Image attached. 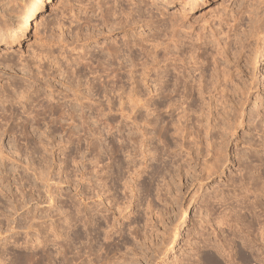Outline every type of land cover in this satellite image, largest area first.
Instances as JSON below:
<instances>
[{
    "label": "rangeland",
    "instance_id": "obj_1",
    "mask_svg": "<svg viewBox=\"0 0 264 264\" xmlns=\"http://www.w3.org/2000/svg\"><path fill=\"white\" fill-rule=\"evenodd\" d=\"M5 1L0 40L38 4ZM47 1L21 43L0 46L9 172L0 264H23L34 251L44 264H228L215 248L230 231L218 211L242 194L233 176L250 183L264 168V0ZM115 44L122 82L97 95L96 73L79 80L69 64ZM199 46L209 61H194ZM134 88L140 98L131 100ZM38 103H61L72 117L29 120ZM258 207L263 218V199ZM245 223L232 229L264 255Z\"/></svg>",
    "mask_w": 264,
    "mask_h": 264
},
{
    "label": "bare ground",
    "instance_id": "obj_2",
    "mask_svg": "<svg viewBox=\"0 0 264 264\" xmlns=\"http://www.w3.org/2000/svg\"><path fill=\"white\" fill-rule=\"evenodd\" d=\"M133 1H135V0H133ZM199 1L200 0H185L182 3L185 4L184 7H187V6L189 7V6L196 5ZM48 2L49 1H47V0H38L37 5H35V2H33L29 7L25 8L24 10L26 13L24 15H22L21 21L18 24L17 28L14 31L6 33L3 36V39L0 40V46L4 47V48L5 47L8 48V47H12V46L17 45L18 43H21L22 40L25 38L28 30H29V27L31 25L30 21H31L32 17L37 15V14L44 12L47 9ZM5 3L8 4V7L9 6L11 7L10 0L5 1ZM165 3L166 4H174V0H172V1L165 0ZM124 21H125V19H124ZM121 23L122 22L120 20V23H117L116 25H122ZM114 46H116V47H114ZM191 49L195 50L193 48H191ZM196 50L193 51V53H195V54H192L193 55L192 58L195 59L194 61L196 63H197V61H199V63L204 62V61H209L208 59H210V57L208 58L207 55L206 56L208 59L205 57V50L202 46H199L198 49H196ZM90 56H91V57H89L90 60H88V58L86 59L85 56H83V55L78 56V60L76 61V63L72 64V65L69 64V68L71 69L72 74H75L79 78V80L83 76H85L87 74V72L96 73V75L93 76V78H92L93 79L92 84H91V81H90V84L95 89L94 91L97 92V95L102 94L103 96L108 97L109 94H112V93H110V91H113L114 87L117 86L119 84V82H122V73H121L122 67L120 66L121 65L120 59L118 60V56H119L118 55V46L116 44L113 46L106 45V46L102 47V49L99 50L98 53L90 52ZM212 56L214 57V55H212ZM213 60H214V58H213ZM95 62H97V64H95ZM210 63H211V61H210ZM175 69L177 71H181L180 70L181 68H179L177 66L175 67ZM182 72H183V70H182ZM48 75H49V73H48ZM165 75L166 76H164V78L162 75L160 77L161 79L159 77L158 78L160 80H162V78H163V81L166 83V85H168L172 78L171 79H170V77L166 78L168 76L167 72ZM158 76H159V74H158ZM156 81H157V79H156ZM111 83H112V86H111L112 89L109 91L107 88L109 87V85H111ZM134 83H136V85L140 84V83H137L136 80ZM175 83L176 84L178 83V79L175 80ZM197 90H199V89H197ZM138 91H140V90H138ZM138 91H137V88H134V92H133L134 94H132L131 100H133L132 99L133 97L135 99L140 98ZM116 95H117V93L113 94L114 97L118 96V95L117 96ZM136 95H138V96H136ZM112 99H113V97H112ZM129 99H130V97H129ZM61 103H59V105H61ZM59 105H58V107L53 105V104H51V105L50 104L49 105L48 104L47 105L42 104L41 105L38 103L36 106L33 105L32 108H29V109H32L28 114L29 120L32 119L38 123L40 120L41 114L45 113L46 111H50V112L54 111V112H56V115H57V113H60L59 116H60V118H63V119H64V117L68 118L67 116L72 117L71 112L67 114L66 111H64L65 109L62 110V106L59 107ZM94 109L97 111L98 115H107L106 111H104L103 108L94 107ZM69 119H71V118H69ZM5 132H6V130L4 131V133ZM2 150H3V148H2ZM2 150H0L1 151V153H0V179L1 180L0 181H2V182H0V184H1L0 185V193L3 196H8L7 195V187L8 186H7V184H5L3 182L8 177L6 174L9 173V172H5V168L3 169L5 162H6L5 159L8 157H6L4 155V153H3L4 151L2 152ZM259 165L261 166L263 164H259ZM247 167L249 168V166H247ZM253 167H255V165H253ZM260 168L261 167H258L257 169L253 170L250 167V169L255 171L254 173L252 172L253 174L251 173L252 174L251 179L253 178V180H251L252 182H250V183L246 181V177H245L246 174H243L240 172H238L236 177L233 176L234 179H231V177H230V179H231L230 181L231 182L233 181L232 182L233 185L232 184L231 185L235 188L236 191L239 190L242 192L241 195L238 193H237L238 195L236 194L237 196L240 195V198H237V196H235L236 197V198H234L235 202L229 203V205H227L228 199L226 198V196L222 195V198L224 199V201L227 202L226 203L223 201L227 205V207L224 206V208H225L224 212L218 211L219 214L220 213H222V214H220L218 217H216V219L218 221L220 228H222L223 231H225V230H230V231H229V233H227L228 235L225 234L226 238L225 237L224 238L226 239V243H222V244H220V246L219 245H216V246L213 245V246H215V248L217 249V253H219L221 256H223L228 264H251V256L253 254H254V257H255L258 264H264V255H262L259 252L255 253L253 246H252L253 244H251V242L248 241L247 238L241 237L242 235L239 234L235 229H232L234 223L241 224V222H246L243 225L244 227L241 225L240 228L241 229H244V228L248 229V232H250L251 235H252V233H254L256 231L257 238L258 237H260V239L262 238L261 239L262 243H264L263 242L264 241V216L262 218V214L257 210L259 208L258 207L259 200H261V199L264 200V168L263 169H260ZM250 169H249V171H251ZM249 184H251V186ZM252 188H254V189H252ZM220 200H222V199H220ZM223 202L221 201V203H223ZM220 207H221V205H220ZM220 209L223 210V205H222V208H220ZM242 210H244L245 213L242 214V212H241ZM257 238H256V240H257ZM240 241H242V243H240ZM61 250H62L61 253H65L67 251L66 246H64V248H62ZM197 254H199V252ZM197 254H196V256H197ZM45 259H47V258H46V256H44L43 253H41L39 255V251H36V252L34 251V252H31L30 254H28L26 256V259H25L23 264H42V263L44 264V263H46ZM216 263H217V261H216Z\"/></svg>",
    "mask_w": 264,
    "mask_h": 264
}]
</instances>
